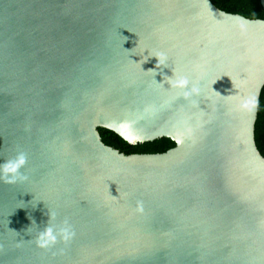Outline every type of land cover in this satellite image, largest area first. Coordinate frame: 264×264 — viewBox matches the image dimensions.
I'll return each instance as SVG.
<instances>
[{
  "label": "water",
  "instance_id": "1",
  "mask_svg": "<svg viewBox=\"0 0 264 264\" xmlns=\"http://www.w3.org/2000/svg\"><path fill=\"white\" fill-rule=\"evenodd\" d=\"M263 87L264 20L210 0H0V264H264Z\"/></svg>",
  "mask_w": 264,
  "mask_h": 264
},
{
  "label": "trees",
  "instance_id": "2",
  "mask_svg": "<svg viewBox=\"0 0 264 264\" xmlns=\"http://www.w3.org/2000/svg\"><path fill=\"white\" fill-rule=\"evenodd\" d=\"M218 9L243 16L250 20H264V12L260 0H210ZM102 142L125 155L132 154H162L175 147V144L167 138H161L152 142L135 146L127 144L115 133L98 129ZM254 138L256 147L264 158V87L261 91L255 122Z\"/></svg>",
  "mask_w": 264,
  "mask_h": 264
},
{
  "label": "clouds",
  "instance_id": "3",
  "mask_svg": "<svg viewBox=\"0 0 264 264\" xmlns=\"http://www.w3.org/2000/svg\"><path fill=\"white\" fill-rule=\"evenodd\" d=\"M168 85H170L171 88L182 90L184 99H189L199 94L198 88H189V81L184 77H179L175 80L169 79ZM26 164L27 155L24 152H18L14 158L0 163V181L9 185L27 181L28 176L21 172V169L24 168ZM137 210L142 211V205H138ZM55 219V213L50 214L47 226L37 237L36 243L38 247L47 248L55 244L58 238L67 242L75 235L67 221H64L62 225L58 226L54 223Z\"/></svg>",
  "mask_w": 264,
  "mask_h": 264
}]
</instances>
